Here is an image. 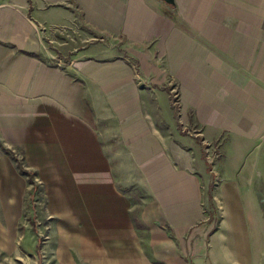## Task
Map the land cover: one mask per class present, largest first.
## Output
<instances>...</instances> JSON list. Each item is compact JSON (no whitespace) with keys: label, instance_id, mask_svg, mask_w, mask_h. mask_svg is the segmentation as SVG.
I'll list each match as a JSON object with an SVG mask.
<instances>
[{"label":"crops","instance_id":"obj_1","mask_svg":"<svg viewBox=\"0 0 264 264\" xmlns=\"http://www.w3.org/2000/svg\"><path fill=\"white\" fill-rule=\"evenodd\" d=\"M220 139L238 178L212 204L231 232L222 217L203 251L198 150ZM0 144L41 182L58 229L12 232L13 251H47L43 264H264V0H0ZM22 176L0 146L10 223ZM134 185L151 194L136 215Z\"/></svg>","mask_w":264,"mask_h":264},{"label":"rangeland","instance_id":"obj_2","mask_svg":"<svg viewBox=\"0 0 264 264\" xmlns=\"http://www.w3.org/2000/svg\"><path fill=\"white\" fill-rule=\"evenodd\" d=\"M222 142V139H220V141L215 142L211 145L206 146L205 144H203L201 145V148L199 145V149L201 150H198V158L200 162L198 164V167L204 169L205 176H202V179L204 180V184L206 186L205 199H207L209 203L205 207V211L207 212V220L205 223L203 222L204 224L199 223L197 225V234L194 236V243H196V246H198V250L202 248L203 251L207 250L208 232L219 226V220L222 217H224V220L228 221V223H224L219 227L226 234H230L231 232L232 223H230V215L228 218V209L226 208L225 203L223 202L222 204H218L214 201L212 204V200L223 201V199H216L214 198V195L212 196V193L218 186L217 183H219V186H222L223 182L225 183V181H227V177L235 180L236 178H238L236 176L237 160L233 162L230 160H226L227 164H225L224 162L222 164L223 166L221 165V162H223V155H221V153L223 152ZM198 143L201 144L200 141H198ZM17 153L19 154V151H17ZM205 157L207 158V161ZM139 162L142 166L147 163L144 161ZM197 172L201 175H204L199 169L197 170ZM22 177V188L24 189L23 207L21 209L22 212L20 217L18 218V222L10 223L7 210L0 208V264H43V256L41 255L47 253V251H38V254L37 251H13L12 247L10 246L18 243L19 237L17 235V237L10 239L8 236L12 232L45 233L51 230H58L56 228L52 229V225L46 223L47 213L45 209V203L47 200L41 187V182L39 180L35 181V183H37L38 185V189L33 191L31 190V185L28 183L27 177L24 175ZM126 192L135 203V215L137 214V211L140 210V205H138V203H141L144 200H148L149 196L151 195L149 194V191L139 185H134L127 188ZM219 192H216L217 195ZM11 210L13 209H10V211ZM31 217L34 219L35 224L29 223L28 218ZM215 231H217V229H215ZM203 234H206L205 237H202ZM32 257L35 259L32 260ZM48 258L52 259V257Z\"/></svg>","mask_w":264,"mask_h":264},{"label":"trees","instance_id":"obj_3","mask_svg":"<svg viewBox=\"0 0 264 264\" xmlns=\"http://www.w3.org/2000/svg\"><path fill=\"white\" fill-rule=\"evenodd\" d=\"M0 146L15 161L18 171L21 174H23V175H25L27 177L28 183L31 185V189L32 190H36L37 189V185H36V183L34 181V173H33V171H30V170L26 169L23 166L21 160L12 151H10L8 148L4 147L2 144H0Z\"/></svg>","mask_w":264,"mask_h":264},{"label":"water","instance_id":"obj_4","mask_svg":"<svg viewBox=\"0 0 264 264\" xmlns=\"http://www.w3.org/2000/svg\"><path fill=\"white\" fill-rule=\"evenodd\" d=\"M168 2H170V0H167Z\"/></svg>","mask_w":264,"mask_h":264}]
</instances>
